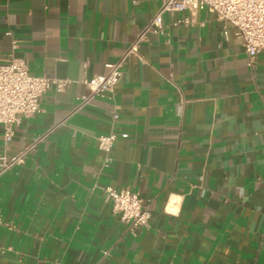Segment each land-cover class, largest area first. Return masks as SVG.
I'll return each instance as SVG.
<instances>
[{"label":"crops","instance_id":"crops-1","mask_svg":"<svg viewBox=\"0 0 264 264\" xmlns=\"http://www.w3.org/2000/svg\"><path fill=\"white\" fill-rule=\"evenodd\" d=\"M160 5L0 0V62L70 81L8 143L0 124V155L43 138L0 176V264H264V51L250 62L207 7L165 13L113 96L82 104L84 79L105 74ZM111 131L129 137L108 154L98 136ZM108 186L138 192L149 225L132 232Z\"/></svg>","mask_w":264,"mask_h":264},{"label":"built area","instance_id":"built-area-1","mask_svg":"<svg viewBox=\"0 0 264 264\" xmlns=\"http://www.w3.org/2000/svg\"><path fill=\"white\" fill-rule=\"evenodd\" d=\"M161 5L137 34L135 40L124 51L115 63H108V71L91 79H84L91 94L81 97L82 104L88 103L96 96H113L115 87L123 74V66L129 57H141L140 46L147 41L151 32H162L163 15L165 13L189 10L192 13L201 8L213 10L223 33L228 35V28H235V35L242 42L245 53L252 62L259 53L264 51V0H160ZM189 23L188 19L184 20ZM70 81L50 75H32L28 61L24 58L11 57L0 62V124L4 128V140L8 143L13 136L14 127L24 118H29L40 111V101L45 92L54 87L57 92L65 90ZM118 114H113L117 119ZM127 132L111 131L98 136V147L110 153L119 139H127ZM43 138L37 139L24 149L13 155H0V176L16 166L25 163L27 157L36 149ZM111 159L108 157L105 166ZM105 195L112 202L113 213L124 221L132 232L149 225L151 213L145 206L138 192L128 188H105Z\"/></svg>","mask_w":264,"mask_h":264}]
</instances>
